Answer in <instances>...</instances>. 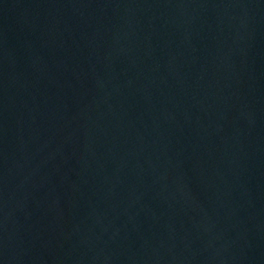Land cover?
<instances>
[{
  "label": "water",
  "instance_id": "obj_1",
  "mask_svg": "<svg viewBox=\"0 0 264 264\" xmlns=\"http://www.w3.org/2000/svg\"><path fill=\"white\" fill-rule=\"evenodd\" d=\"M0 264H264V0H0Z\"/></svg>",
  "mask_w": 264,
  "mask_h": 264
}]
</instances>
